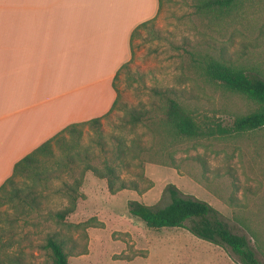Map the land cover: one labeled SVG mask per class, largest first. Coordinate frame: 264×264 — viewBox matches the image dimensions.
<instances>
[{
	"label": "rangeland",
	"instance_id": "obj_1",
	"mask_svg": "<svg viewBox=\"0 0 264 264\" xmlns=\"http://www.w3.org/2000/svg\"><path fill=\"white\" fill-rule=\"evenodd\" d=\"M194 2L160 0L155 25L134 36L129 67L120 72L115 82L120 91L119 105L147 103L151 87L179 84L178 76L184 59H187L191 63L187 70L192 77L189 82L193 86L191 90L199 96V102L193 107L200 117L210 115L229 122L235 114L245 113L252 107L246 99L209 79L203 65L194 62L176 45L188 37L194 43H203L204 48L200 51L203 56L224 59L264 75V0H238L229 7L208 13L198 12ZM123 114V108L118 106L104 119L108 134L116 129ZM137 130L144 132L142 127ZM90 136L91 131L86 127L82 142L88 144ZM221 139L212 142L205 138H180L171 147L166 145L164 148L160 144V149L174 150L178 159L190 155L205 156L210 165L207 170L209 177L215 170L225 171L229 165L235 168L241 187L251 185L253 191L260 187L256 194H244L243 189L235 192L243 200L253 199L248 209L234 208L220 197L225 195L224 189L214 190L216 186L212 184L213 189H210L200 182L198 166H188V160L183 163L186 166L179 170L164 162H147L145 171L150 181L142 182L141 188L148 184L152 186L144 192L122 190L112 194L105 179L87 172L81 187L86 198L79 200L76 211L67 218L70 225H59L48 218L50 210L62 208L69 202L68 197L56 192L62 181H52L45 190L48 197L44 199L42 209L18 216V220L11 223L12 234L5 233L4 240L14 244L12 253L24 257L26 264H42L46 260L47 255L41 245L46 234L53 230L69 236L72 249L69 261L72 264H242L229 248L200 238L185 227L150 228L145 221L130 213V200L155 207L168 204L171 197L166 189L173 183L184 194L208 201L228 217L237 231L251 238L264 264V215H253L260 210L254 205V200H264V128L244 140L239 137ZM245 141L247 148L242 144ZM95 148L99 151L98 147ZM135 171L133 167L132 172L124 171L123 175L136 178ZM218 185L222 187L217 182ZM2 208L11 215L2 217L0 225L4 229L17 213L9 204ZM93 217L103 226L87 229L75 226Z\"/></svg>",
	"mask_w": 264,
	"mask_h": 264
},
{
	"label": "trees",
	"instance_id": "obj_2",
	"mask_svg": "<svg viewBox=\"0 0 264 264\" xmlns=\"http://www.w3.org/2000/svg\"><path fill=\"white\" fill-rule=\"evenodd\" d=\"M157 14L138 24L131 32L130 47L135 35H140L144 28L155 25ZM238 0H195L194 6L200 13L216 11L229 7ZM176 48L182 49L184 54L191 56L194 62L203 65L205 75L212 81L219 82L229 91L240 96L252 104L245 113H238L231 121L217 119L215 116L200 115L193 105L199 102V96L193 91L191 76L187 72L191 63L184 59L182 72L178 76L179 84L155 85L151 87V96L148 102L140 101L137 105L120 104V91L115 82L120 72L129 67L131 59L122 64L114 76L113 87L116 98L111 108L100 116L88 120L74 121L67 124L56 134L39 144L32 151L24 155L13 166L12 173L0 185V224L3 216H11L3 209L9 204L17 213L10 218V223L0 233V264H26L24 257L12 253L14 246L9 240H4L5 233H11V223L17 221L18 216L23 217L29 213L40 211L44 199L48 197L45 190L54 180L62 181L56 192L68 197V204L48 212V218L62 225L71 223L67 218L76 211L81 198H86L81 190L85 174L93 172L97 177L105 179L107 187L112 194L122 190H137L144 192L152 185L141 188L142 182L150 181L146 175L147 162H164L176 169H181L188 160V166L196 164L200 176L198 180L208 188L225 190L222 197L234 208L248 209L251 199H242L236 191L243 189L244 194L254 193L251 185L241 187L235 168L230 165L223 172L215 170L209 177V161L202 155H190L178 159L174 150L160 149V144L173 145L176 139L190 138L203 139L214 142L215 139L239 137L244 140L260 129L264 128V75L249 71L243 67L230 63L224 59L203 56L201 50L203 43L186 37ZM123 108L124 114L116 124V129L107 133L104 119L108 118L117 107ZM86 127L91 131L90 142H82ZM144 132H138V128ZM176 137V138H175ZM242 144H247L242 142ZM95 147L99 148V151ZM247 148V146L245 145ZM58 151V153H57ZM182 166V167H181ZM136 169V178H126L124 171L132 172ZM197 175V174H196ZM70 177L72 180H70ZM227 178L223 179V178ZM221 184L222 187H219ZM223 183H225L223 185ZM212 184V185H211ZM262 184V182H261ZM261 186V185H260ZM171 201L160 207L143 203L139 200L128 202L129 211L139 217L150 228L185 227L194 235L206 239L214 244L229 248L242 264H263L252 244L251 238L237 231L228 217L221 213L211 203L192 195L184 194L175 184L167 186ZM260 207L253 215H264V200L257 198ZM247 214V213H246ZM96 217L78 223L76 227L87 229L91 226H103L95 222ZM12 234V233H11ZM41 247L45 250L47 258L42 264H72L69 257L72 249L69 246V236L60 231H49ZM3 252V255H2Z\"/></svg>",
	"mask_w": 264,
	"mask_h": 264
},
{
	"label": "crops",
	"instance_id": "obj_3",
	"mask_svg": "<svg viewBox=\"0 0 264 264\" xmlns=\"http://www.w3.org/2000/svg\"><path fill=\"white\" fill-rule=\"evenodd\" d=\"M158 0H0V185L67 124L106 113Z\"/></svg>",
	"mask_w": 264,
	"mask_h": 264
}]
</instances>
